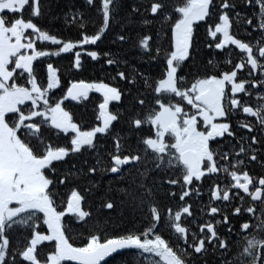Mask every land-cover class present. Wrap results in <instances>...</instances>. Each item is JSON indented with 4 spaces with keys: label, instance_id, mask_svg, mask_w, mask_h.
I'll list each match as a JSON object with an SVG mask.
<instances>
[{
    "label": "snow or ice",
    "instance_id": "obj_1",
    "mask_svg": "<svg viewBox=\"0 0 264 264\" xmlns=\"http://www.w3.org/2000/svg\"><path fill=\"white\" fill-rule=\"evenodd\" d=\"M243 2L258 12L241 16L235 11L238 0H149L148 5L130 6L125 19L121 0H84L83 11L64 16L66 23L71 16L77 36L62 39L38 23L59 18L49 0H0V264H17L18 256L30 264H105L106 258L129 249L137 250L134 264H211L208 257L217 252L225 264H264V174L254 177L248 170L251 162L264 168V0ZM91 12L99 14V22ZM158 14L167 23V30L164 23L160 26L167 48L150 34L138 33L134 43L124 31L136 22L133 17L151 25ZM202 21L215 49L223 52L234 45L244 57L235 64L229 58L197 66L194 25ZM113 24L121 28L114 43L124 42L128 51L123 44L115 52L84 50L92 60L107 57L115 72L110 82L72 80L54 98L61 88L60 69L47 62L46 75L40 76L34 62L74 52L72 66L80 69L82 52L77 49L102 43ZM253 32L259 34L254 42L242 38ZM37 42L57 47L38 48ZM137 48L150 59L163 54L159 77L145 75L132 63L130 52ZM186 62L194 69L188 75ZM256 71L259 76L253 75ZM252 89L261 90L255 105L247 99ZM93 92L102 96L99 123L84 128L65 102L87 101ZM240 93L244 95L238 97ZM113 102L116 106L110 108ZM241 115L252 120H241ZM145 127L147 135L142 134ZM53 130L57 138L71 134L69 143L54 145ZM103 138H111V148L102 145ZM229 139L232 144L225 143ZM85 153L91 158L64 167ZM218 173L228 183L213 185L209 203L194 208L186 200L193 192L201 195L194 181ZM105 175L113 177L107 184ZM60 185L70 188L66 198L57 191ZM241 191L260 203L258 219L255 207H244ZM96 193V200H90ZM163 198L175 201V207ZM116 209L122 210L120 231L106 212ZM245 214L256 222H246ZM73 218L86 229L80 246L71 242ZM41 224L45 231L38 230ZM14 227L28 234L23 250L10 248ZM44 242L53 251L42 261L38 245Z\"/></svg>",
    "mask_w": 264,
    "mask_h": 264
},
{
    "label": "trees",
    "instance_id": "obj_2",
    "mask_svg": "<svg viewBox=\"0 0 264 264\" xmlns=\"http://www.w3.org/2000/svg\"><path fill=\"white\" fill-rule=\"evenodd\" d=\"M176 4H181L183 0H175ZM49 3L52 6V12L54 16L59 17L58 19L51 20L49 22V18H45L42 21H38L43 27L47 28L50 31V34H56L59 38L66 39V38H75L77 36V29L75 25L72 23L71 16L68 17V22L66 23L64 20V16L68 13H75L77 9L80 10L85 9L84 0H49ZM143 3L144 5H148L149 0H121V12L120 15L127 19V14L130 9V6L134 4ZM235 11L239 12L241 16L245 17H252L258 12L257 7H253L250 5H246L243 0H238V7ZM169 12H172V9H169ZM141 13H143V8H141ZM90 15L99 22V14L95 12H91ZM148 16L149 19H153L149 14H145ZM25 18H27V13H25ZM173 19H175V14L173 13ZM133 21L136 22H129L124 31L131 36L132 41L135 43L138 40V33L139 34H150L153 36V39L157 40V43L162 44L165 48L168 47L169 41L168 37L160 32V26L164 23L165 30H167V23L164 22V18L159 16L154 20L151 25H142L139 23L140 16L137 15L132 18ZM255 23V21H254ZM113 31L110 33H106V39L102 38L103 42H98L97 45H85L84 49H77L82 52V67L80 69H75L72 65L74 63V52L62 54L60 57H51V58H41L40 60L34 62V68H37L38 73L40 76L46 75V63L51 62L55 67L60 69L61 74V88H58L54 91V98L59 97L61 95L62 89L64 86L67 85L72 80L83 79L85 81H100L104 80L105 82H110V76L114 75L115 72L113 70V66H109L106 63L107 57L101 55L100 59L92 60L91 57L85 54L84 50H96V51H108L111 50L115 52L119 47L120 44H123L126 51L129 50V46L124 42L114 43L116 41V34L121 32V28L118 24H113L112 26ZM94 31L93 28H89L88 32L91 34ZM248 31L251 32V27L248 28ZM242 38L247 42L249 40L255 41L259 39V34L257 32H253L251 36L247 33H242ZM218 38H221V35L218 34ZM239 38V37H238ZM215 40L208 34L206 22L202 21L199 22L198 25H194V35H193V44L194 48L196 49V60L195 63L197 66H203L207 63L210 59H215L217 61H222L224 59H231L232 63H238L241 58L244 57L243 53H240L234 46L228 45L226 49L221 52L219 49L214 48ZM151 44V41H150ZM213 44L212 48H209L207 45ZM37 47H46L49 50H54L57 46L51 45L49 42H45L43 45L40 42H37ZM76 51V50H74ZM130 55L135 56V59L132 60V63L136 65V67L143 72L147 76H151L153 78L159 77L160 73L163 71L164 61H163V54L159 58L150 59L147 55L143 54V50L137 48L135 52H130ZM187 67L184 68V74L188 75L190 72H193V65L189 62H186ZM221 68H224L225 65L221 63ZM248 67L244 69L246 73L248 71ZM254 75V74H253ZM260 72L256 71L255 76H259ZM240 76V74H239ZM253 96L250 97L253 99L251 104L255 105L257 103V97L261 94L260 89H252ZM102 102V96L100 93H91L89 96V100L83 102H69L66 101V105L68 106L69 110L73 112L74 118L77 122L81 123L84 128H88L91 126H95V124L99 123L98 117V104ZM123 103V102H122ZM255 103V104H254ZM116 102H113L111 107H115ZM124 107H127L126 103L123 107H120L119 110L123 111ZM246 131V130H245ZM143 135L148 134V128L145 127ZM49 135L53 137L52 143L54 145L65 146L69 143V139L71 134L67 137L61 134L58 138L56 136L55 131L51 132ZM222 139V138H220ZM103 146L108 148L112 147L111 138H103L101 141ZM227 144H232L233 141L231 139L225 141ZM227 150V149H225ZM90 159L91 156L88 153H85L84 157L75 156L69 160V163L64 165V167H69L71 165H78L82 159ZM234 162V161H233ZM248 170L250 175L258 176L264 174V168H262L258 163L251 162L248 166ZM113 177L111 175L104 176V182L107 184L111 181ZM219 183L223 188L225 183H228V179L226 178L225 174L218 173V174H207L202 181H194V186L200 188L201 195L197 196L195 192L192 194V198H186L189 203H192L194 208L200 209L204 205L209 203V196L210 190L212 189L213 185ZM172 190L177 189L173 188ZM58 192L65 198L70 192V188L65 187L64 185H60L57 189ZM81 191H83V186H81ZM236 190L233 189V193ZM179 194V193H178ZM100 195V193H96L95 196L90 197L89 199L95 201L96 198ZM241 195L244 196V207L253 206L256 208V218H259L261 205L259 202L255 203L251 201V198L248 197L246 194L242 193ZM165 203H171L173 207H175V201H167V198H163ZM220 207H231L228 205V202H215ZM234 203H239L237 199ZM87 210V209H86ZM93 207V211H94ZM121 209H116L115 212L113 210H106V212L112 213L114 225L117 231L122 230V225L118 221V215L121 212ZM163 211V208L161 209ZM201 215H203L201 213ZM207 219V217H204ZM219 219V217H217ZM67 220V218H66ZM244 220L246 222L255 223V219L251 217L250 214H245ZM72 227V232L70 233L71 242H73L76 246H80L82 244L83 236L80 235L81 232H86V229L81 227V225L75 222V218L72 221H69ZM239 221L234 222V231L239 232ZM221 231H223V226H220ZM40 231L46 230V225L41 224ZM251 231V229H249ZM27 232L19 227H14V230L10 231L9 239H10V248L12 251L23 250L25 244L27 243ZM231 239H235L232 237ZM38 256L43 261L46 258V255L53 251L52 244H44L39 248ZM232 252L235 251V248L231 250ZM137 250L129 249L125 250L121 254H113L112 257L106 258L105 264H134L133 257L135 256ZM225 256L228 260H231L233 257L230 253H226ZM208 260L211 264H225L224 257H221L220 253L217 252L215 255H209ZM17 264H30L28 261H22L21 257H17ZM63 264H77L76 261H65Z\"/></svg>",
    "mask_w": 264,
    "mask_h": 264
},
{
    "label": "flooded vegetation",
    "instance_id": "obj_3",
    "mask_svg": "<svg viewBox=\"0 0 264 264\" xmlns=\"http://www.w3.org/2000/svg\"><path fill=\"white\" fill-rule=\"evenodd\" d=\"M228 46V45H227ZM231 46H234V45H231ZM235 47V46H234ZM238 50V49H237ZM239 74L240 73H238V77H239ZM254 75H255V72L253 73ZM242 95H244L243 93H240V94H237V96L239 97V96H242ZM248 100H249V102L251 103V102H253V99H251V98H247ZM255 104V103H254ZM240 119L241 120H248V121H251L252 120V118L251 117H246V116H244V115H241V117H240ZM218 139H220V138H218Z\"/></svg>",
    "mask_w": 264,
    "mask_h": 264
},
{
    "label": "rangeland",
    "instance_id": "obj_4",
    "mask_svg": "<svg viewBox=\"0 0 264 264\" xmlns=\"http://www.w3.org/2000/svg\"><path fill=\"white\" fill-rule=\"evenodd\" d=\"M222 39V38H221ZM19 82H23V81H19ZM50 244L49 242H44L43 244H41V245H38V248L40 247V246H43L44 244ZM38 253H39V249H38Z\"/></svg>",
    "mask_w": 264,
    "mask_h": 264
}]
</instances>
